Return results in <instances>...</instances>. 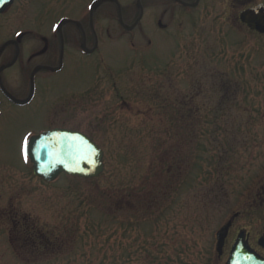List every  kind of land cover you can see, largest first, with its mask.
Segmentation results:
<instances>
[{
    "label": "rangeland",
    "instance_id": "374dc122",
    "mask_svg": "<svg viewBox=\"0 0 264 264\" xmlns=\"http://www.w3.org/2000/svg\"><path fill=\"white\" fill-rule=\"evenodd\" d=\"M92 2L18 0L9 24L48 36L59 19L75 18L84 24L90 49ZM111 3L95 12L97 54L79 57L74 66L66 63L64 72L40 81L39 95L30 107L0 117V264H25L31 258L15 244L5 215L9 208L45 232L62 224L58 234L63 235L79 217L68 241L55 244L52 253L35 255L31 264H101L97 258L105 251L121 264L122 248L110 246L105 238L112 232L115 243L124 245L127 239L132 246L127 264H157L156 258L162 257L161 252L151 253L144 240L164 244L168 254L178 249L184 255L189 247V258L199 264L215 257L214 234L233 211L253 202L256 184L264 181V35L239 23V4L211 0L192 14L176 9L173 22L169 9L163 30L157 26L164 11L161 1L120 0L127 25L136 23L141 4L145 12L127 33ZM110 11L113 16L107 17ZM7 39V32L0 34V46ZM80 89L87 98L97 93V100L82 110L76 108L79 103L71 104L63 115L52 116L56 104L66 108L67 99ZM122 101L128 104L126 109ZM190 108L196 109L194 118L189 117ZM50 119L87 133L104 150L105 169L99 178L62 175L46 184L24 159H16L17 146L11 138L37 132ZM173 129L177 137L167 133ZM158 175L160 180L154 181ZM129 189L149 214L136 224L142 212H131L132 226L118 242L122 230L113 217L116 211L111 214L108 207L112 196ZM83 201L84 214L78 211ZM122 218L128 219V212ZM245 220V225H255L254 219ZM145 249L151 259L142 257ZM228 253L220 264H225ZM175 257L174 263L182 259L177 253Z\"/></svg>",
    "mask_w": 264,
    "mask_h": 264
},
{
    "label": "flooded vegetation",
    "instance_id": "af4514ba",
    "mask_svg": "<svg viewBox=\"0 0 264 264\" xmlns=\"http://www.w3.org/2000/svg\"><path fill=\"white\" fill-rule=\"evenodd\" d=\"M159 1H161V5L164 7V11L160 15L161 19H159L157 23L159 27L166 30L164 29L166 28V25H164L162 21L166 18L167 13H169V9L172 10V14L170 15L171 21L173 22L175 20L174 18L176 13L174 11L176 9L183 10L186 14H192L197 11V9L201 8L203 4H208L211 0ZM235 1L239 4L240 12L256 4L255 0ZM106 2H112L115 8H117V5L113 1L106 0L103 3ZM26 5L27 4L24 3L25 11L29 8ZM17 6H19L18 0H14L13 4L4 13L0 14V34H4L5 32L8 33V39L4 43L1 42L3 44L0 46V117H3L6 111L10 112L16 108L27 109L30 107L39 95L41 80L44 81L46 79H51L64 72L66 69V63L68 62L74 66L75 63L79 61V57L82 55L80 52H82V50L88 49L91 51L90 49H92L88 48L89 40L87 33L85 32L84 24L77 19H73V22L68 23L70 26L72 25L75 27L71 29L62 27L58 29L57 33H50L48 36L38 35L32 28L21 29L19 26H11L9 24L10 19H13L15 15L9 14ZM120 15L123 17V12H118V16ZM94 16L95 13L89 16V29L94 39L93 49L99 46L98 33L95 28V30L93 29L95 21ZM112 16L113 13L110 11L107 17ZM123 22L124 26H127L125 20ZM242 26L246 28L245 25ZM20 32H23V34L19 37H15V35ZM24 36H26L29 40L27 39L23 42ZM58 67H60L59 70H57ZM93 99H97L95 94L87 98L84 93H72L71 97L66 101L67 107L64 108L56 104L54 114L52 116H57L58 114L63 115L67 112V109L71 106V104L75 105L79 103L76 108L82 110L85 108V105ZM124 106L125 107H123V109H126L127 103H124ZM53 128L72 127L64 123H52L50 119L47 127H44L37 132L35 131L29 133V135H36ZM13 133L14 131L11 130V136H13ZM25 135H17L16 139L14 137L11 138L15 141V146H17V149L15 148V154L17 150V159H19L18 151L20 147L19 143L21 142L20 138ZM257 200H259L260 203L246 205L245 208L235 212L232 218V226L230 227L228 235L225 239L223 252L217 257L218 261H221L226 257V254L229 252L233 242L241 233L244 234V238L250 248L264 258V187L259 189ZM247 217L252 220L254 219V226L245 225V218Z\"/></svg>",
    "mask_w": 264,
    "mask_h": 264
},
{
    "label": "water",
    "instance_id": "95a60500",
    "mask_svg": "<svg viewBox=\"0 0 264 264\" xmlns=\"http://www.w3.org/2000/svg\"><path fill=\"white\" fill-rule=\"evenodd\" d=\"M10 2L11 0H4V7ZM241 21L250 29L264 33V6L259 5L242 12ZM28 145L27 155L33 164L35 175L47 182L55 181L62 173L90 179L98 177L104 171L103 151L81 133L56 129L31 138ZM228 226L217 235L218 251L223 246ZM227 264H264V260L246 246L240 236Z\"/></svg>",
    "mask_w": 264,
    "mask_h": 264
},
{
    "label": "trees",
    "instance_id": "16d2710c",
    "mask_svg": "<svg viewBox=\"0 0 264 264\" xmlns=\"http://www.w3.org/2000/svg\"><path fill=\"white\" fill-rule=\"evenodd\" d=\"M190 115L191 116H189V117L194 116L191 113H190ZM189 117L187 116L186 118H189ZM205 119L206 118L203 117L202 120H205ZM180 121L185 123L186 119L185 120L181 119ZM167 133L173 134L174 136L176 135L175 131H172V130L167 131ZM177 136L178 135H176V137ZM160 173H161V177H162L163 166H162V170L160 171ZM160 173H159V175H160ZM159 175L157 178L154 179V181L157 180V182H158V180H160L161 177L159 178ZM216 179L218 180L219 177L217 176ZM221 180H222V178L220 179V181ZM157 182H155L156 187L160 188L159 183H157ZM125 188H127V186ZM152 188H153V184L151 185V188H150L151 193H152ZM136 196L139 197L140 195L138 194ZM139 199H140L139 201H134V199H132L130 189L128 191L127 190L124 191L123 194L120 196L119 195L112 196V201H111L112 204L108 208L110 209L111 214L114 211H116L115 213H113L115 215L113 217H116L115 219L119 220L118 221V223H119L118 229L122 230L121 236H119L120 238H119V240H117L118 242L120 240L124 239V237L126 235L125 232L127 233V231H128L127 227L132 226L131 222H130V213L131 212L137 211V213H139L141 211L142 216L138 217L140 220L146 219L148 214H149L147 211L144 212V209L147 207H145V204H144V202H142L141 198H139ZM86 208H87L86 202L83 201L81 203V205L79 206L78 211H82L80 213L84 214L83 211H85L84 209H86ZM124 212H128V217H129L128 219L122 218V215H124ZM116 213H121L122 215L119 214L120 216L119 215L116 216ZM65 219H71V218L68 217ZM74 219L76 222L71 224L72 229H69L66 232V235H63V234H58L59 233L58 230L60 229L62 224L56 225L54 227L55 229L47 230V232H45L44 229H40L39 227H37V223L34 224V221H31V219H27L26 217L24 219V217H23V219H21L22 220L21 222H17L13 218L11 233L14 235V239L16 240L15 244H17L18 250L22 254H29L31 256L30 259H28L27 261L24 260L23 262L25 264H31L32 262H30V261H32L36 258L35 255H37V254L46 255L48 253H52L56 250L55 244L58 246L59 243L68 241V239H67L68 232H73V233L76 232L77 226H75V225H76V223H77V225L79 224V222H78L79 217H75ZM140 220L138 221V219H136V222H137L136 224H139L140 222L143 221V220H141V221ZM63 228H66V227H63ZM112 235H113V232L106 235L105 238L106 239L109 238L110 246L114 244V246H117L118 248H122L121 250L123 251V255H122L123 261L121 264H127L128 258H126V257L129 254L132 246L128 243L127 239H126V242L124 245L122 243L123 246L118 245L117 243H115V240H112ZM115 236H116V232L114 234V238H115ZM155 243L156 244L147 243L144 240V246L149 251L152 249L151 253L156 251V253L160 254V252H161L162 257L159 256L156 258L157 264H195V263H193V260L189 258V256H191V252H192L191 248L188 247L187 250H184V255H183V253L178 251V249H175V252L173 254H170V253L168 254V252L165 251L166 246L164 244H159V242H155ZM147 249H145V254L142 257L151 259L150 252H148ZM103 253H104V255L102 257L97 258L101 262V264H115V262H117L116 257H114L112 255H107L108 251H105ZM176 253L178 254V258H182V259H179V260L176 259V260H178V262L174 263L171 260H174L173 258H176L175 257ZM16 254L19 256V253L16 252ZM155 256H156V254H155ZM153 260H155V258ZM211 263H213V260L211 258H208L206 260L205 259L201 260V262L199 264H211ZM33 264H35V263H33Z\"/></svg>",
    "mask_w": 264,
    "mask_h": 264
},
{
    "label": "snow or ice",
    "instance_id": "6c2138e0",
    "mask_svg": "<svg viewBox=\"0 0 264 264\" xmlns=\"http://www.w3.org/2000/svg\"><path fill=\"white\" fill-rule=\"evenodd\" d=\"M29 147L30 146L28 145L27 140H25V142L21 145L20 151H21L22 155L25 156V159H27V153L29 151Z\"/></svg>",
    "mask_w": 264,
    "mask_h": 264
}]
</instances>
